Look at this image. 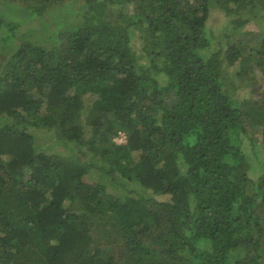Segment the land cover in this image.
Masks as SVG:
<instances>
[{
	"label": "trees",
	"instance_id": "obj_1",
	"mask_svg": "<svg viewBox=\"0 0 264 264\" xmlns=\"http://www.w3.org/2000/svg\"><path fill=\"white\" fill-rule=\"evenodd\" d=\"M214 8L253 38L216 41ZM1 9L0 264H264V0Z\"/></svg>",
	"mask_w": 264,
	"mask_h": 264
},
{
	"label": "rangeland",
	"instance_id": "obj_2",
	"mask_svg": "<svg viewBox=\"0 0 264 264\" xmlns=\"http://www.w3.org/2000/svg\"><path fill=\"white\" fill-rule=\"evenodd\" d=\"M80 4H81V2H80ZM114 7H118V6L113 5L112 8H114ZM75 12L76 11H71V8L70 9L65 8L63 10V12H61V11H59L58 13L55 12V14L53 16V19L50 20V22H45L46 24L43 23L42 33L43 34H48L49 31H52L50 25H54L55 24L54 23L55 22L54 21V17H56L55 20H58L60 22V20L62 21L64 19L63 18L64 17V13H66L65 14V18H68V19L72 20L74 17L72 15H71L72 16L71 17L70 14L71 13H75ZM14 15L15 14L13 12H11L10 9H1L0 10V18L1 19H4V18L13 19ZM14 20H16V17H15ZM41 20H46V16H43L41 19L40 18H36V19L30 20V21L24 23L23 26L20 27L19 32L24 33V31H25V29L27 27H34V28L37 27L38 28V26L41 24L40 22H42ZM59 22H58V25H64L66 23V22H62V23L61 22L59 23ZM68 25H70V23H68ZM208 26H209V28H211V29L213 28L214 31H216V33H217L216 34V38H215L216 41H219L220 39H223L222 38L223 37L222 34H231L233 36V38H231L232 40H237L239 38H242V39H244V41H247L248 39H252L253 38L252 35H248L247 36V34H245V31H243V32L242 31H234V29L232 28V24H231L230 19H228L225 16V13L221 9H218V8L212 9L210 18L208 20ZM38 29H40V28H38ZM253 36H254V34H253ZM133 45H134V49L137 51L138 55L143 57V55H144L143 48L145 46V43H144V40L142 39V35H141L140 40L137 38V39H135L133 41ZM215 47H218L216 43L213 45V48H215ZM142 61H143L142 62V66L148 68L149 65H150L149 61L147 59H145V58H143ZM237 69H238V66H236L232 70L229 69V75L232 77V81L240 82L239 78L234 77L235 76L234 75L235 71L238 72ZM160 80H161V82H163V78H161ZM240 91L243 92L245 95H249V90L248 89H246V90L242 89ZM241 92H239V93H241ZM95 97H96L95 94H93L92 92L86 93V95L84 97L85 104L89 105V104L93 103ZM247 126H248L250 131L251 130L254 131V128L252 126H249V125H247ZM85 132H86V134L88 136L91 135L90 128L87 127L85 129ZM255 134H256V136L253 135L252 139L250 137H248L247 135H245V134L242 135V139H243V142H244V148L247 149L248 146H251L250 149L253 148V149H255V153L257 152V157L259 159L260 158L264 159V140H263V136L259 132H255ZM40 138L42 139V142L44 141V142L48 143V141H49V139H47V136L45 137V135H41ZM116 140L119 143L123 141L122 138H117ZM45 147L46 146H43L41 148L45 149Z\"/></svg>",
	"mask_w": 264,
	"mask_h": 264
},
{
	"label": "built area",
	"instance_id": "obj_3",
	"mask_svg": "<svg viewBox=\"0 0 264 264\" xmlns=\"http://www.w3.org/2000/svg\"><path fill=\"white\" fill-rule=\"evenodd\" d=\"M123 139V138H122Z\"/></svg>",
	"mask_w": 264,
	"mask_h": 264
}]
</instances>
